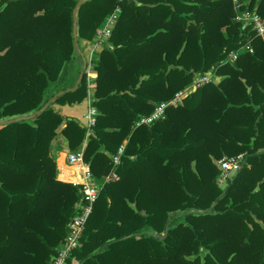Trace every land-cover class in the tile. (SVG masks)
Listing matches in <instances>:
<instances>
[{"label":"trees","instance_id":"1","mask_svg":"<svg viewBox=\"0 0 264 264\" xmlns=\"http://www.w3.org/2000/svg\"><path fill=\"white\" fill-rule=\"evenodd\" d=\"M79 1L0 0V264H50L66 237L81 185L57 179V150L83 151L97 180L119 175L68 264H264V38L232 0ZM240 2L264 18V0ZM117 8L90 97L87 68L74 75L80 41ZM87 99L90 127L61 108ZM241 153L222 187L218 160Z\"/></svg>","mask_w":264,"mask_h":264},{"label":"built area","instance_id":"2","mask_svg":"<svg viewBox=\"0 0 264 264\" xmlns=\"http://www.w3.org/2000/svg\"><path fill=\"white\" fill-rule=\"evenodd\" d=\"M235 9L238 11L236 16L237 20H247L252 23L256 34L264 38V18L257 14L256 12L246 11L244 13L239 12L241 9L240 0H232ZM120 14V8H117L112 14H110L103 26L98 31V42H107L112 34L113 26ZM242 49L252 51L250 44H246ZM239 50L231 51L228 60L234 61L238 58ZM214 74L209 72L203 76L197 77L194 80V86L202 85L206 82L212 80ZM185 91H180L177 95L170 101H164L157 105L156 109L149 115L141 116L135 123L136 126L143 124H151L158 118H160L168 105L178 104L181 101L182 95ZM91 114L96 115L97 111L95 108L91 109ZM88 126H92L95 122L94 117L87 116ZM123 152V147L119 149L117 156H114V164L120 163L119 155ZM66 160L70 164L80 163L81 174L84 178L82 182H74L75 184H80V201L78 203V209L75 215L72 217L69 225L66 237L61 241L57 254L52 258L50 264H68V260L72 252L79 246L80 240L86 228L87 220L92 213L95 202L97 201L100 190L104 184L110 183L112 181L118 180L119 175L115 170H112L107 174L101 181L96 180L94 175L91 173L89 166L84 161L83 151L68 154ZM245 160V155L243 153L232 156H223L218 160L220 167V175L218 177V182L220 184H226L228 180L235 175L243 166Z\"/></svg>","mask_w":264,"mask_h":264},{"label":"crops","instance_id":"3","mask_svg":"<svg viewBox=\"0 0 264 264\" xmlns=\"http://www.w3.org/2000/svg\"><path fill=\"white\" fill-rule=\"evenodd\" d=\"M81 43H83V46H81L82 50L79 51V56L83 60L84 66L86 64L87 65L86 68H88L90 60H91V57L93 56L94 53L100 52L102 50V45L99 42H95V41L92 42V41H87V40H84V39H82ZM90 73L92 74V76H91V78H89V82H90V86H92V88H93L92 81L97 76V73L95 71H92ZM92 88L90 87V89H89L90 97L93 94ZM61 108H62V111H63V113L65 115L70 116V117L78 118L86 126H88V118H87V116L89 115L90 117H94V118L96 116V115L91 114V109L93 107L91 106V100L90 99H87L82 104H77V105H73V106L64 105V106H61ZM68 154L69 153H67L65 151H61V150H57L55 152L56 164H57V179L65 181V182H71V181L64 180V179H61V178L58 177V173H59L58 160L61 161L60 156L61 157H62V155L66 156ZM67 164L68 165H75V164H70L69 162H67ZM78 164H80V163H78ZM87 166H89V165L87 164ZM73 169L75 170V168H73ZM78 175H79V179L80 180L84 179L82 174H81V172L78 173ZM96 180H97V178H96ZM72 183H74V182H72Z\"/></svg>","mask_w":264,"mask_h":264},{"label":"rangeland","instance_id":"4","mask_svg":"<svg viewBox=\"0 0 264 264\" xmlns=\"http://www.w3.org/2000/svg\"><path fill=\"white\" fill-rule=\"evenodd\" d=\"M100 30V29H99ZM98 30V31H99ZM97 35H98V33H97ZM95 42H98V37L96 36V38H95V40H94ZM82 42V40L80 41V46H83V43H81ZM84 50V49H83ZM96 55V53H94L93 54V56L91 57V60H90V63H89V66H88V68H87V75H88V79L89 78H91V76H92V74L90 73V72H92V71H94L93 70V67H94V58L96 57L95 56ZM84 66V63H83V60L80 58V56H79V54L76 56V59H75V64H74V75H75V77H76V75L78 74V72H79V70H80V68H81V66ZM193 86V85H192ZM192 86H190V87H188L187 89H191L192 88ZM91 88H92V86H90ZM187 89H185V90H187ZM92 90H93V88H92ZM184 90V91H185ZM67 156V155H66ZM66 156L65 155H62V157L60 156V158H61V161H62V163H64L66 166H69V167H72V168H75V174H74V176H72V177H70V181H72V182H82V180H80L79 179V175H78V173H80L81 172V166L80 165H77V166H73V165H68L67 164V160H66ZM59 174V173H58ZM59 177V176H58ZM99 181H101V180H99ZM220 184V183H219ZM227 184V183H226ZM226 184H220L222 187H224Z\"/></svg>","mask_w":264,"mask_h":264},{"label":"water","instance_id":"5","mask_svg":"<svg viewBox=\"0 0 264 264\" xmlns=\"http://www.w3.org/2000/svg\"><path fill=\"white\" fill-rule=\"evenodd\" d=\"M82 1H83V0H80V1H79L77 7H76L75 10H74L75 12H76V10H77L79 4H80ZM73 34H74V38H75V45H76V48L79 49V42H78V37H77V27H76V24L74 25V33H73ZM86 67H87V65L85 64L84 68H86ZM82 76H83V71L80 73V77H79V80H78L77 83L80 82ZM75 88H76V86L73 87V88H70V89H68V90H74ZM195 89H196V86L193 87V90H195ZM63 93H64V91H60V92L57 93L55 96H57V95H61V94H63ZM52 99H54V98H52ZM43 109H44V108H43ZM165 235H166V233H165L162 237H165Z\"/></svg>","mask_w":264,"mask_h":264},{"label":"bare ground","instance_id":"6","mask_svg":"<svg viewBox=\"0 0 264 264\" xmlns=\"http://www.w3.org/2000/svg\"><path fill=\"white\" fill-rule=\"evenodd\" d=\"M77 165H79V164L77 163V164H75V165H73V166H77ZM83 180H84V179H83ZM83 180H82V181H83Z\"/></svg>","mask_w":264,"mask_h":264}]
</instances>
